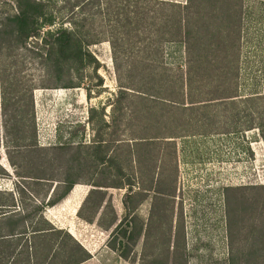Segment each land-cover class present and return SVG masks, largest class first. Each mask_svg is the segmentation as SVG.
I'll use <instances>...</instances> for the list:
<instances>
[{"label": "rangeland", "instance_id": "374dc122", "mask_svg": "<svg viewBox=\"0 0 264 264\" xmlns=\"http://www.w3.org/2000/svg\"><path fill=\"white\" fill-rule=\"evenodd\" d=\"M166 1L184 3L186 0ZM58 4L61 5L62 2L58 0ZM232 5L238 18L239 41L228 49L219 47L215 56L209 55L208 60L218 69L228 65L237 67V86L241 97L248 93H264V0H232ZM77 8H73V16L78 25L81 22ZM101 8H104V0L87 8L89 17L84 28L89 34L90 42H94L89 45L88 50L96 58V62L91 65L70 71L62 69L60 73L46 72L39 54L29 52L24 46L15 51L21 62V74L27 78V83H32L35 87L33 108L37 125L36 138L41 146L66 141L88 142L94 138V134L103 139L125 137L123 126L129 124V117L132 111H136V105L140 106L124 101L130 113L127 112L117 122L121 125L116 129L118 133L113 135L114 121L109 117L107 104L115 101L114 95L119 86L108 39L115 33L111 24L116 27V23L114 14L108 17L106 10L103 13ZM10 9L8 0H0V16ZM155 9L157 13L163 9L167 13L171 11L164 6H156ZM66 13L67 11L64 12ZM80 31L83 32L82 28ZM154 31L155 38L150 49L155 54L147 57L148 61L154 59L150 63L158 71L183 66L181 45L167 42L159 31L156 32V28ZM139 32L143 34L141 29ZM26 45L36 50L40 48V42L35 38L28 39ZM145 45V41L136 39L135 42L132 39L128 43V40L122 39V44L117 48L121 65L119 78L124 86L136 89L138 70L131 76L126 70L130 67V61L140 60L144 56ZM125 55H128L130 61L126 62ZM230 60H235L236 64L229 62ZM97 63V70H93ZM99 77L102 79L100 87L96 85ZM218 83L224 85V81H215V84ZM87 86L91 90L89 99L84 89ZM162 90L165 91L157 94L161 98L170 92L167 87ZM220 101H204L200 103L201 110H186L184 113L164 105L162 101L150 104L155 106V115L161 120L159 127L153 128L151 134L158 136L168 130L170 121L172 126L180 122L187 123L188 126L184 133L175 138H167L168 142L155 138L152 144L140 146L141 157L138 164L131 163L132 171L136 165V181L141 188L140 198H144L134 212L140 225V236L130 259L125 260L114 251L118 262L264 264V142L256 130L245 131L234 127L237 119L240 121L236 126H240L246 118L245 102L231 105ZM103 105H106L104 122L109 125L105 128L103 121H100L99 111L92 123L88 122L89 108H100ZM248 107L254 117L264 118V99L249 102ZM11 111V108L6 109L7 114ZM200 116L208 127L195 128L189 125V120L193 121ZM140 122L142 126L150 124L144 119ZM144 149L150 152L149 159L145 158ZM121 152V148L114 143L108 154ZM0 162L9 173L7 178L0 177V187L13 189L17 177L5 160L2 147ZM132 171L125 168L126 174L133 175ZM83 176L81 179L88 178V174ZM22 182L21 188L26 192V197L29 196V190L39 189L27 180ZM89 189L85 184L76 185L65 199L54 207L47 208L45 216L65 231L66 226L71 229L70 232H75L79 227L83 235H78V232L75 234L87 246L91 245L95 249L103 245L109 248L107 244L111 230L125 215V190L108 188L93 222L87 223L77 216V211ZM43 190L39 191L38 197L44 196ZM84 213L92 214L87 209ZM114 217L115 224L109 230L101 227ZM101 264L112 262L104 260Z\"/></svg>", "mask_w": 264, "mask_h": 264}, {"label": "trees", "instance_id": "16d2710c", "mask_svg": "<svg viewBox=\"0 0 264 264\" xmlns=\"http://www.w3.org/2000/svg\"><path fill=\"white\" fill-rule=\"evenodd\" d=\"M99 1L60 0L62 4L59 5L58 0H8L11 9L0 16V147L13 169V175L17 177L13 189L0 187V264H81L91 258L90 253L69 232L58 228L45 216L47 208L65 199L78 184L90 187L77 211V216L87 223L93 222L108 188L125 190V215L118 223L115 224L114 217L101 227L109 230L115 224L107 245L123 259H130L140 236V225L134 212L144 200L140 198L141 188L136 181L140 146L152 144L155 138L168 142L167 138L177 137L188 126L184 122L172 126L170 121V126H166H169L168 130L158 136L151 134V130L158 128L161 122L155 115V106L150 105L156 101H162L164 105L183 113L186 110H201L200 103L204 101L220 99V102L231 105L245 102L246 118L240 126H236L240 121L237 119L234 127L245 131L256 130L264 142V118L254 117L248 107L249 102L264 99V93H248L241 97L237 86V67L228 65L218 69L208 60L209 55L215 56L219 47L228 49L239 41L238 18L232 0H186L184 3L166 0H104V8H101L103 13L106 10L108 17L114 14L116 23V27L111 24L115 33L108 39L119 86L114 95L115 101L107 104L109 117L114 121L113 135L118 133L116 129L121 125L117 122L127 112L130 113L124 101L140 106L136 105V111H132L129 117V124L123 126L125 137L103 139L94 134V138L88 142L66 141L46 147L39 145L33 108L35 87L27 83V78L21 74V62L15 51L24 46L29 52L39 54L46 72L60 73L62 69L70 71L91 65L96 62V58L88 47L94 42H90L84 27L89 17L87 8ZM154 5L169 7L171 11L167 13L163 9L157 13ZM74 7L79 10L81 23L78 25L73 16ZM63 10L67 13L64 14L66 11ZM155 28L167 42L181 45L183 66L158 71L150 63L154 59L148 61L147 57L155 54L150 49ZM140 29L143 34L139 32ZM30 38L39 40L40 48L36 50L27 46ZM122 39L128 40V43L132 39L146 43L144 56L140 60L135 58L130 61L125 55L126 62L130 61V67L126 70L128 75L131 76L136 70L139 72L136 89L124 86L119 78L121 65L117 48L122 44ZM232 62L234 64L235 60ZM97 65L93 66V70H97ZM215 81H224V85L215 84ZM101 84L102 79L99 77L96 85L100 87ZM163 87H167L170 92L161 98L157 94L165 91ZM84 89L89 99L90 87ZM7 108H11L10 114L6 113ZM97 111L100 112L103 128L109 127L104 122L106 105L89 108L88 122L92 123ZM155 118L157 121L151 122ZM143 119L150 124L142 126L140 121ZM201 119V116L195 117L188 123L195 128L208 127ZM114 143L122 152L108 154ZM144 155L146 159L151 156L145 149ZM131 163L136 164L134 171ZM4 167L0 162V177L7 178L9 173ZM125 168L134 174H126ZM84 174H88V178L81 179ZM25 180L39 188L29 190L27 197L21 188ZM42 190L45 191L44 196L38 197ZM86 209L92 214L86 215ZM150 264H153L152 261Z\"/></svg>", "mask_w": 264, "mask_h": 264}, {"label": "crops", "instance_id": "0c3cea01", "mask_svg": "<svg viewBox=\"0 0 264 264\" xmlns=\"http://www.w3.org/2000/svg\"><path fill=\"white\" fill-rule=\"evenodd\" d=\"M81 186L82 187H85L84 185H81ZM86 192H87V190H86ZM86 194L87 193H85L84 196H86ZM47 219L51 223H53L49 218H47ZM65 229H67V231L74 237V239L76 241H78L82 245V247L84 249H86V251L89 252L90 255H91V258L90 259L82 262L81 264H101L104 260H110L112 262V264H127L124 260H120V262H118L115 252L114 251H111L106 246L101 245V246H98L97 248L94 249L91 245L90 246H87L86 244H84L78 238V236L75 234L76 232H78V235H81L82 232H80L81 230H80L79 227L77 229H75V232H73V231L70 232L71 229L70 228H67V226H66ZM82 235H83V233H82Z\"/></svg>", "mask_w": 264, "mask_h": 264}]
</instances>
